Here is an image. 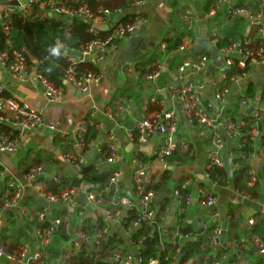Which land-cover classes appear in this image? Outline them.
Here are the masks:
<instances>
[{
	"label": "crops",
	"instance_id": "0c3cea01",
	"mask_svg": "<svg viewBox=\"0 0 264 264\" xmlns=\"http://www.w3.org/2000/svg\"><path fill=\"white\" fill-rule=\"evenodd\" d=\"M217 3L218 0H142L139 4L129 3L127 0H105L98 3L96 8L103 7L112 12V16L105 19V22L94 24L103 32L111 31L137 16L145 17L148 22L134 36L122 41L118 48L108 50L101 63H95L93 58L87 59L86 62H91L98 69L99 79L91 84L88 95L64 82L66 87L63 89L65 97L62 104L49 103L37 82L17 80L7 68L0 64V86L2 87L0 96L3 95V99L13 98L36 108L45 120V125L40 129L16 130L14 139L17 141L18 150L14 153H0V174L3 175V180L14 179L24 188L23 199L17 207L4 213V226L0 229V240H4L2 235L7 231V236L12 235L13 240L21 243L19 248H12V253L18 254L21 249H27L29 255L41 251L36 235L37 225L34 222V217L41 213L45 214L46 220L50 222L62 219L66 226L69 222L70 228L67 226V229L69 228L72 234L88 226L95 230L93 234H97L108 225L110 230L108 238L114 250L132 255L138 253V247L131 242L130 231L124 229L120 219L107 217L105 201L102 205H94L86 199L88 204H82L80 198L85 195L79 194L71 204L56 202L49 204L47 208L38 201L39 196L33 188L35 181L44 185L57 176L68 180L75 176L79 177V174L71 170L70 164H67L64 158L79 148L78 140L72 139L71 135L75 133L82 121L92 118L103 128L97 130L95 127L98 133L96 139L82 152L86 157V164L95 163L101 173L119 174L118 182L114 186L117 190L116 194L123 192L135 203H139L138 184L131 162L133 159L148 161L151 169L147 180L151 179L153 185L161 184V190L155 195L153 204L159 208L160 204L169 201L170 208L165 218V226L171 225L176 228L173 232L174 237L181 234L180 230L186 229L194 234V240H196L206 232L205 224L210 226L215 223L222 230L223 244L229 242L234 252L236 249H233L234 242L230 240V222L232 219H240L241 223L237 231L244 245V251H249L251 254L244 255L243 250H237L235 253L238 255V262L235 263H231L234 253L224 254L227 260L223 261V264H264L261 240L249 237V231L254 226L250 225V221H254L255 224L264 219V146L261 144L264 132L261 131V136L254 146V157L250 162L247 160L248 166L252 167L256 173V181L248 183L249 188H256L254 196L237 190L231 181L227 185L211 182L207 172L210 169L208 156L213 149L212 134L204 127L189 122L179 106H176L178 116L176 139L188 145L187 150L177 149L186 154L183 162L169 159L162 162L157 159L159 150L165 144V137L160 132L152 133L146 143L134 141L133 138V130L137 128L143 117L151 118L156 109L160 108L153 103L154 99L163 100L167 102L168 107H171V87L176 88L185 83L203 84L205 87L201 91L202 99L212 101L216 112L222 111L220 103L215 102L214 96L220 85L219 67L228 55L223 49H218L219 38H222L225 33L236 31L237 20L244 19L245 26L242 33L245 40L250 38V34L264 39V0L236 1L237 6L250 8L260 14L256 22H250L244 17L230 18L226 9L211 15ZM5 7L6 3H0V18L4 14ZM188 9L194 13L197 23L192 34L193 44L187 55L182 57L176 49L163 50L161 45L169 46L170 42L179 39L182 43L186 35L182 16ZM49 16L52 15L49 14ZM73 19H77V22L71 25L72 29L82 37L87 34L88 28L90 30V27L94 26L82 18H71L69 21L73 22ZM201 39L209 40L208 50L199 44ZM202 54H209L207 66L201 71L187 69L181 75L179 72L181 63L187 58L198 60ZM151 66L160 68L162 75L157 81L149 83L143 77H139ZM249 74L239 89L245 92L246 87L253 84L255 88L253 105L258 107L264 103V63L254 66ZM181 77H184V80H181ZM237 91L228 100V105L238 104L241 95L237 94ZM162 92H166V95H162ZM235 94L239 95L238 99L234 98ZM122 109L123 112H121ZM226 110L229 114L233 113L230 107ZM106 113L113 114V118L107 117ZM238 113L241 117L245 116L241 109ZM111 132L117 134L123 145L122 158L114 166L105 163L109 153L107 137ZM240 142L236 139L228 140L226 143L224 169L227 173L230 160H232L233 174L240 169V164L233 162ZM37 167H41L43 172L34 180H30L29 175L22 174L23 169L35 170ZM229 179L232 180L230 177ZM206 180L210 182H205ZM185 185H187L186 189ZM92 187L87 184V190ZM176 190L191 194V203L180 205L174 194ZM202 191L216 197V207L213 208L205 203L201 195ZM214 209L220 213L218 219H212L210 216ZM127 210L123 208V217ZM64 211L67 212V216L61 218L55 216L56 212L61 214ZM169 217H172L170 222ZM71 239L72 236L68 233L65 236L64 233L56 231L49 245L48 264H61L62 260L59 263L58 260L69 247ZM0 264L23 263L9 261L4 255H0ZM177 264H183L180 258L177 259Z\"/></svg>",
	"mask_w": 264,
	"mask_h": 264
},
{
	"label": "built area",
	"instance_id": "2783aa9c",
	"mask_svg": "<svg viewBox=\"0 0 264 264\" xmlns=\"http://www.w3.org/2000/svg\"><path fill=\"white\" fill-rule=\"evenodd\" d=\"M90 0H71L69 6L67 3H60L55 0H0V3H6L4 9V18H9L17 9L24 14H30L34 7L39 8L41 12L50 14L57 18L70 17V18H82L91 22L93 25L99 22H105L107 18L112 16V12L107 8H96L88 4ZM96 3L103 2L105 0H94ZM142 0H135L133 4H139ZM237 0H218V3L213 8L211 15H216L218 11L222 9L227 10V14L230 18L244 17L250 22H256L260 18V14H256L253 10L246 7H240L236 5ZM184 30L186 35L184 36L182 43L176 49V52L185 57L188 50L193 44L192 34L196 28L197 20L194 13L191 10H186L182 16ZM148 20L143 16H137L136 18L129 19L126 23H122L116 28L108 32H103L96 25L90 27V34L92 41L85 44L80 51L69 50L63 44L61 47L64 52V56L68 58L67 69L65 70L64 80L67 84L81 93L88 95L90 93L91 84L99 79V74L95 72H79L78 66L82 62L93 58L95 63H101L106 56L108 50L116 49L120 46L121 42L131 36H134L140 29H142ZM9 29L6 28V31ZM217 39V37H216ZM243 41H237L231 44L229 47L224 48V52L228 55L225 62L219 67L220 72V85L217 93L214 96L215 102L220 103L221 112H216L214 103L212 101H204L201 96V91L204 89L203 84L185 83L179 87H171V107H168L167 102L153 100V103L160 106L159 112H155L151 118L143 117L142 121L138 124L139 130L138 142L146 143L149 136L154 132H160L165 137V144L158 152L157 159L166 162L167 158L177 149L187 150L188 145L184 142H178L176 139V133L178 128V116L176 106H179L185 118L193 123L204 127L212 134L213 149L209 153V168H225L224 154L226 150V143L228 140H241L243 133L241 128L250 124L251 128V142L253 147L257 144L259 136H261L260 123L264 121V103L258 107L253 105V100L249 96H246L245 92L240 88L241 84L250 75L251 69L254 66L264 63V45L260 47L256 52L245 49V46L249 44L242 43ZM163 50H167V45H161ZM72 53H80L84 59L79 61L74 58ZM236 56V57H233ZM28 51L25 47L14 53V58L11 63L8 62L9 56L6 52H0V64L7 68L12 76L17 80H33L37 82L43 89V94L49 103L62 104L64 103V90L56 87L53 83L43 75L37 62L34 65L28 63ZM33 60V59H32ZM208 57L202 56L198 60L187 58L180 66V73L183 75L187 69H195L197 71L203 70L208 63ZM34 62V60H33ZM230 73H233L230 75ZM162 75V70L157 68L153 73L145 75L146 82L152 83L157 81ZM184 80V77H181ZM238 86L237 94L241 95L238 102V106L244 111V118L250 117L249 123L242 122V118L238 124L233 122L229 117L230 114L226 110L230 105L227 104L228 100L233 94V87ZM2 94V87L0 86V95ZM224 110H226L224 112ZM249 110V112H247ZM123 112V109L121 110ZM106 116L113 118V114L106 113ZM0 125L6 126L11 130L32 131L42 128L45 125V120L42 113L33 108L32 106L18 101L13 98H0ZM89 127H97L102 129L101 125H97L94 119L88 118L82 121L77 127L75 133L71 135L72 139L78 140V149L73 153L65 156V161L77 170L79 177L86 164V157L82 150L86 149L84 143V136ZM77 142V141H76ZM93 142V141H92ZM92 142L88 145H92ZM108 143V158L106 164L110 166L117 165L122 158L123 145L121 144L117 134L111 132L107 137ZM87 146V147H88ZM246 144L240 142L239 148H245ZM18 150V144L16 139L5 131L0 130V153H14ZM254 157L252 153L249 157H245V160L249 162ZM134 168L135 178L138 184L137 193L140 198L139 203H135L129 196L125 195L120 197L119 204L122 208H108L106 215L108 218H118L120 221L123 219V208L133 209L139 212V218L134 222L133 226L137 227L144 222L148 227L156 228L160 234H166V219L162 217L158 219L156 217L155 205L153 200L155 198V192L150 189L153 186V181L147 180V175L151 169L149 162H144L138 159H133L131 162ZM41 167L35 168L28 178L34 180L36 176L42 173ZM209 177V173L207 172ZM250 182L256 181V173L252 167L249 170ZM119 174L114 173L108 186L102 191H96L95 189L87 190V184L81 183L74 188L66 189L62 192L60 197L47 193L45 187L40 182H34L33 188L36 190L39 199L45 200L49 204L61 202L65 204H71L75 201L79 194L85 195L89 203L94 205H102L105 201L104 194L111 187L116 186L118 182ZM3 175L0 174V194L3 193L4 188H7L12 192V197L5 200L0 204V229L4 226V213L19 205L23 199L24 188L23 186L13 179L9 183H1L3 181ZM210 178V177H209ZM54 181L59 182L60 178L57 176ZM187 185H185L186 189ZM180 205L190 204L192 201V195L182 190H176L174 192ZM202 198L208 206L216 207L217 199L214 195L208 194L204 191L201 192ZM212 219H218L220 216L219 211L212 210L210 214ZM39 221L45 222L46 216L41 213L38 216ZM68 222V219H66ZM52 226L41 230L37 228L36 235L40 242L41 251L28 254L27 249H21L18 254L8 252L7 248L0 246V255H4L9 261H17L23 264H48L49 254L48 249L51 244L52 238L56 233L59 226L62 225V220L58 219L51 222ZM69 222L67 223L68 226ZM250 225H254V221H250ZM66 226V227H67ZM69 227V226H68ZM210 226L205 224L204 229L207 230ZM70 228V227H69ZM68 228V229H69ZM67 229V233L72 236L70 245L65 253L58 260V263L64 261V264H70L69 260L78 255L82 249L86 246L99 247L103 241L109 236V226L106 225L97 234L80 230L75 233H70ZM179 238L184 241L194 240V234H180ZM210 243L213 248L212 256L217 257L214 264H223V261L227 260L226 255H218L219 249L223 246L222 230L216 227L211 235ZM139 251L136 255H132L120 250H114L109 257V261L118 264H144V259L140 253V247L137 246ZM264 253V249L261 250ZM178 257H174L172 264H177ZM148 264H158V261L152 259ZM205 264H208L207 262Z\"/></svg>",
	"mask_w": 264,
	"mask_h": 264
},
{
	"label": "trees",
	"instance_id": "16d2710c",
	"mask_svg": "<svg viewBox=\"0 0 264 264\" xmlns=\"http://www.w3.org/2000/svg\"><path fill=\"white\" fill-rule=\"evenodd\" d=\"M60 3H70L71 0H55ZM135 0H127L129 3H134ZM90 6L96 7L98 3L94 0L88 1ZM69 6H72L68 4ZM258 14L256 11H254ZM77 22V19H73V22L67 20V17L57 18L55 16H49V14L44 15V12H41L39 8L34 7L31 10L30 14H24L19 9L16 10L9 18H0V52H6L9 56L8 62L11 63L14 58V53L19 51L21 48L25 47L28 51V63L34 65L35 62L39 64V68L42 71L43 75L53 83L56 87L64 89L66 85L64 84V74L67 69L68 58L64 56L63 49L61 44H63L69 50L80 51L88 42L92 41V36L89 32L85 34L84 37L76 34L72 29V24ZM245 26V20L239 19L236 22V31H230L225 33V35L219 38L218 49H224L229 47L231 44L238 40H242V43L249 42L245 46V49L256 52L260 47L264 45V39L260 36L253 34L249 35V39L245 40L243 28ZM6 28L9 30L6 31ZM233 32H237L236 34ZM181 41L176 40L175 42H170V45H167V51L175 50L179 47ZM208 56L209 54H202L201 56ZM34 62H33V60ZM157 70V66H151L149 69L145 70L139 78H144L145 75L153 73ZM79 72L89 73L95 72L99 74L98 69L91 62H82L78 66ZM233 73H230L232 75ZM222 87V84L220 85ZM219 87V88H220ZM246 96L250 98L255 97V88L253 84H250L246 87L245 91ZM234 96H237L235 94ZM4 96H0L3 98ZM161 98V97H160ZM233 113L230 114V119L238 124L239 119L242 118V122L249 123L250 117L244 118L239 116L240 107L238 104H231L229 106ZM157 110V111H156ZM156 112H159V109H156ZM250 124L243 126L241 131L243 137L241 142L246 144L245 148H239L235 151L236 157L234 158V163L240 164L239 171H235L232 177V180L229 179L227 170L224 168L212 167L208 170L209 177L211 182L219 185H227L230 181L233 182L234 187L237 190L244 191L251 196H254L256 188H249L248 183L250 182L249 170L247 160L245 157H249L254 152L253 142H251V128ZM260 129L264 132V121L260 123ZM0 130L5 131L8 134H11L12 137L16 136L17 131L11 130L6 126L0 125ZM98 133L95 127H90L87 133L84 136V143L87 146L96 139ZM134 141H138L139 130L135 128L133 130ZM261 144L264 146V137H261ZM106 152V147L104 148V154ZM108 155V154H107ZM184 154L182 151L177 150L173 152L168 158L170 161L183 162ZM148 162V161H144ZM29 169H23L22 174L30 175L33 172ZM32 171V172H31ZM113 172L110 173H101L98 170L95 163L86 164L83 167L81 172V177L75 176L68 179H61L59 182L50 181L44 184L45 190L47 193L54 195L55 197H60L62 192L69 188H74L79 186L81 183L92 185L90 189H97V191L104 190L108 184ZM11 180L10 178H5L1 183L7 185ZM155 194L159 193L161 190V184H156L150 187ZM116 187H111L106 191L104 199L106 202L105 207L108 208H122L119 204L120 197L125 196L123 192L116 194ZM12 197V192L7 188H4L3 193L0 194V204L2 205L5 200ZM169 201H165L160 204L159 208L155 207L156 217L158 219L162 217H167L169 210ZM39 214L34 217V222L37 225V228L45 230L52 226L51 222L46 220L45 222H40L38 219ZM56 217L67 216V212L64 211L61 214L56 212ZM139 218V212L136 208L129 209L125 212V215L121 221L122 226L125 230L130 231L131 242L136 246L140 247V253L143 256L144 264H148L150 260L155 259L158 261V264H172L174 257L180 258L183 264L193 261L192 264H214L217 257L212 256L213 248L210 243L211 235L214 229L217 227V224H211L210 227L205 230L206 232L199 236L196 240L184 242L179 236L174 237L173 232L176 228H173L171 225L167 226L166 234H160L156 228L148 227L144 222L137 227H134V222ZM62 220V219H61ZM241 223L240 219L230 222V240L234 242L233 249H236L232 252V245L229 246V242L219 249L218 255L223 254H232L231 263L238 262V255L235 253L237 250L244 251V245L241 243L240 234L237 231L239 224ZM87 224V223H84ZM84 231L95 232L93 227L88 226L87 228L83 227ZM101 228V227H100ZM57 232L64 233L66 236L67 227L65 222L62 220V225L59 226L56 230ZM7 231L2 235L4 240H0V246L8 247V252L12 253V248H19L21 246L20 242L13 240L12 235L7 236ZM181 234L190 233L186 229L180 230ZM180 235V234H179ZM249 237L259 238L261 240L262 248L264 249V219L255 222L254 226L249 231ZM110 239L107 237L99 247L86 246L82 251L72 257L69 260L70 264H118L112 263L109 261V257L114 251L113 244L110 243ZM148 240V242H147ZM147 242V243H146ZM183 251V252H182ZM182 252V253H181ZM231 252V253H230ZM50 253V248L48 249V254ZM245 254H251L249 251H244Z\"/></svg>",
	"mask_w": 264,
	"mask_h": 264
},
{
	"label": "water",
	"instance_id": "95a60500",
	"mask_svg": "<svg viewBox=\"0 0 264 264\" xmlns=\"http://www.w3.org/2000/svg\"><path fill=\"white\" fill-rule=\"evenodd\" d=\"M70 19H71L70 17H67V20H70ZM199 44L202 45V47L205 48L206 50L209 49V40H207V39H201V40H199ZM71 55H72L74 58L78 59L79 61H82V60L84 59L83 55L80 54V53H72ZM233 57H236V56H233ZM238 88H239V87L236 85V86L234 87V89H233V93H236V91L238 90ZM162 95L165 96V95H166V92H162ZM71 170H73V172H74L75 174H78L77 170L74 169L72 166H71ZM228 174H229V177H230V178L233 177L232 160L229 161V165H228ZM205 182H210V181H209V180H206ZM113 187H114V186H113ZM127 193L130 194L129 192H127ZM38 201H39L43 206L49 208V203L46 202L45 200L39 199ZM80 203H82V204H86V205L88 204V202H87L85 196H82V197L80 198ZM168 220H169V222L172 221V217H169ZM147 242H148V240H147ZM147 242H146V243H147ZM182 252H183V251H182ZM182 252H181V253H182ZM64 263H65V262L63 261L62 264H64ZM190 264H192V263H190Z\"/></svg>",
	"mask_w": 264,
	"mask_h": 264
},
{
	"label": "rangeland",
	"instance_id": "374dc122",
	"mask_svg": "<svg viewBox=\"0 0 264 264\" xmlns=\"http://www.w3.org/2000/svg\"><path fill=\"white\" fill-rule=\"evenodd\" d=\"M234 98H235V99H238V98H239V95H237V96H234Z\"/></svg>",
	"mask_w": 264,
	"mask_h": 264
}]
</instances>
